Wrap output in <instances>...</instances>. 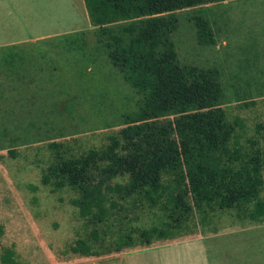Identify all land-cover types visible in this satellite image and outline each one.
I'll return each mask as SVG.
<instances>
[{"label": "rangeland", "instance_id": "obj_1", "mask_svg": "<svg viewBox=\"0 0 264 264\" xmlns=\"http://www.w3.org/2000/svg\"><path fill=\"white\" fill-rule=\"evenodd\" d=\"M14 1L18 9L12 48L29 55L22 75L30 82L26 87L0 90V252L12 250L14 264H57L80 257L71 248L77 240L86 239L91 227L84 228L79 216L77 193L69 188L54 192L42 185L52 158L46 145L62 142L74 155L104 146L110 134L128 123L127 116L137 114L143 95L114 69L84 7ZM164 16L176 20L169 37L178 64L216 69L222 89L219 105L230 106L229 119L239 118L244 124L238 142L247 146L246 139L254 138L264 148V130L255 133V126L264 123V48H258L264 45V0H229ZM194 17L208 22L216 45L197 44ZM134 22L106 28L111 35H120L123 27ZM4 25L0 20L2 30ZM41 35L51 36L33 41ZM222 39L228 46L219 53L216 46ZM247 101L254 104L235 107ZM114 181L123 184L125 179ZM133 224L149 227L158 220L140 212ZM212 228L219 235L205 242L212 264L216 260L264 264V224L242 228L232 212H221L203 228V237L213 236ZM177 251L187 257L191 250L180 246Z\"/></svg>", "mask_w": 264, "mask_h": 264}, {"label": "trees", "instance_id": "obj_2", "mask_svg": "<svg viewBox=\"0 0 264 264\" xmlns=\"http://www.w3.org/2000/svg\"><path fill=\"white\" fill-rule=\"evenodd\" d=\"M224 1L229 0H83L97 42L105 44L114 69L143 99L137 114L127 116L128 123L98 149L74 155L62 142L46 145L52 158L42 185L77 193L79 216L84 228L91 227L86 239L75 242L73 254L98 257L204 236L203 228L221 212H232L242 228L264 224V148L254 138L246 139L247 146L238 142L244 124L229 119L230 106L219 105L216 69L178 64L169 37L176 20L164 16ZM129 21L137 22L120 35L106 28ZM193 22L197 44L212 45L208 22L201 17ZM262 130L264 123L255 126L257 135ZM140 212L158 224L134 225ZM210 232L216 234L215 228ZM13 255L3 249L0 264H14Z\"/></svg>", "mask_w": 264, "mask_h": 264}, {"label": "crops", "instance_id": "obj_3", "mask_svg": "<svg viewBox=\"0 0 264 264\" xmlns=\"http://www.w3.org/2000/svg\"><path fill=\"white\" fill-rule=\"evenodd\" d=\"M51 5H55L60 8L67 3L74 6L84 7L83 0H46ZM53 3V4H52ZM225 3V1H224ZM205 6V5H203ZM201 7V6H200ZM18 9L17 2L14 0H0V20L4 22V30L0 28V42L5 40V45L0 44V90L2 88H21L26 87L29 78L24 75L28 63L25 57L29 55L26 52H19L18 49L12 48L15 43L16 37L12 35V31L17 29V17L16 11ZM15 25V26H14ZM47 26V25H46ZM92 28V27H91ZM56 33L54 35H58ZM51 35H41L34 40H43ZM214 36V35H213ZM212 45H216L215 39ZM228 41L222 39L216 48L219 53L226 51ZM257 48V47H256ZM258 48H264V45L258 46ZM20 74V76H18ZM247 231V230H245ZM237 232H234L236 234ZM222 235V234H220ZM213 236H195L186 240L162 243L158 242L156 245H151L146 248L138 249H125L118 253H111L98 257H75L68 261H59L57 264H180L184 261V264H212L210 257L208 256L207 247L205 242L217 237ZM187 247L191 250L187 257L181 256L180 251L177 249L180 247ZM193 247V249H192ZM195 248V249H194ZM181 256V257H180ZM217 264L219 261L216 260ZM225 264H228L227 262Z\"/></svg>", "mask_w": 264, "mask_h": 264}]
</instances>
